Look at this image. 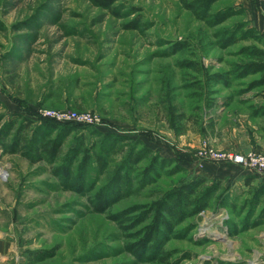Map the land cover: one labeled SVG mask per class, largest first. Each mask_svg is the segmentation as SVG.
<instances>
[{
	"label": "rangeland",
	"instance_id": "obj_1",
	"mask_svg": "<svg viewBox=\"0 0 264 264\" xmlns=\"http://www.w3.org/2000/svg\"><path fill=\"white\" fill-rule=\"evenodd\" d=\"M226 7L234 15L212 26L181 0H110L108 6L0 0V127L10 120L17 126L22 118L39 124L43 108L90 111L99 121L76 126L64 151L79 134L86 145L96 144L94 151L101 135L111 132L131 138L122 144L139 139L174 160L159 169L155 182L138 187L143 160L131 173V193L99 212L92 194L128 146L110 154L103 171L92 160L84 184L94 187L77 193L53 173L59 160L30 163L20 152H5L1 142L10 136L4 137L0 264H264V224L248 227L254 217L242 204L249 189L235 176L207 178L220 180V189L209 208L175 227L163 245L164 261L135 257L126 249L131 231L108 216L192 178L199 161L212 164L196 156L202 143L223 149L245 132L264 130V84L254 85L260 75L240 77L236 69L249 59L244 47L264 48V0H219L211 11ZM246 28L256 38L240 37ZM230 36L235 41L228 42ZM167 107L185 116L173 127ZM175 163L182 170L169 172Z\"/></svg>",
	"mask_w": 264,
	"mask_h": 264
},
{
	"label": "trees",
	"instance_id": "obj_2",
	"mask_svg": "<svg viewBox=\"0 0 264 264\" xmlns=\"http://www.w3.org/2000/svg\"><path fill=\"white\" fill-rule=\"evenodd\" d=\"M217 1L219 0H181V4L196 19L214 26L235 13L231 7L211 11ZM97 2L108 6L110 0H97ZM256 33L253 28H246L241 32L240 37L256 38ZM233 41L235 40L232 37L228 40V42ZM242 51L249 59L237 66V75L244 77L259 74L254 85L264 84V48L247 46ZM218 76L219 74H214L212 77ZM165 111L169 127H173L175 122L185 117L182 112L175 115L174 107H167ZM32 124L33 121L27 118H22L17 126H15L16 120L2 124L0 140L10 136L7 144L1 142L3 150L9 153L20 152L30 163L45 160L53 165L59 160L57 165L52 166L53 173L68 189L77 193L92 190L94 187L91 184L87 186L84 184L85 174L92 160L96 162L97 170L103 171L110 154L116 153L118 149L123 151V147L128 146L108 180L92 194V206L99 212L105 211L131 193V173L143 160L146 159L147 163L142 167L138 187L155 182L160 175L159 169L174 163L173 159L154 153L139 139H134L129 144H122L124 139L131 140V138L111 132L101 135L97 149L94 151L96 144L86 145L82 134L75 135L74 143L64 151L65 140L75 127L81 124L57 122L46 117H42L39 124ZM177 170L182 168L175 163L174 168L169 172L173 173ZM220 184L218 179L209 181L203 177L188 178L164 191L156 199L129 205L108 216L124 231H131L128 233L131 238L126 243V249L135 257L148 262L164 261L167 253L163 252V245L174 235L175 227L209 208L210 200L220 189ZM244 184L249 189V197L242 204V209L246 210L247 217H254L248 227L264 224V176L261 178L257 173L248 174L244 177ZM220 202L223 206L226 205L223 199H220Z\"/></svg>",
	"mask_w": 264,
	"mask_h": 264
},
{
	"label": "built area",
	"instance_id": "obj_3",
	"mask_svg": "<svg viewBox=\"0 0 264 264\" xmlns=\"http://www.w3.org/2000/svg\"><path fill=\"white\" fill-rule=\"evenodd\" d=\"M264 36V26H263ZM42 117L53 119L57 122H74L79 124H95L99 121L98 116L90 111H76L69 109H41ZM196 156L201 160L214 162L233 163L249 169L264 176V153L249 151L246 153L228 149H218L210 143H202L196 151ZM2 178L6 176L3 170L0 172Z\"/></svg>",
	"mask_w": 264,
	"mask_h": 264
},
{
	"label": "crops",
	"instance_id": "obj_4",
	"mask_svg": "<svg viewBox=\"0 0 264 264\" xmlns=\"http://www.w3.org/2000/svg\"><path fill=\"white\" fill-rule=\"evenodd\" d=\"M148 145L150 144L148 143ZM221 147H225L223 149H233L234 151L242 152V153H246L252 150L264 153V130L252 134L245 132L243 134L242 140L240 139L229 140L227 142L222 143ZM211 163L212 164H209L204 161H199L198 169H200V171H197V173L192 177L209 178L210 176H215V175L219 177L228 175L229 177L235 176L238 178L240 182L244 183V177L246 175L255 173L249 169H246L242 166L233 163H214V162ZM215 164H219V165H215Z\"/></svg>",
	"mask_w": 264,
	"mask_h": 264
}]
</instances>
